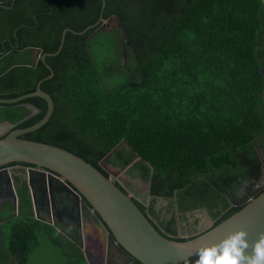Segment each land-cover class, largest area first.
I'll return each mask as SVG.
<instances>
[{"label": "trees", "instance_id": "obj_1", "mask_svg": "<svg viewBox=\"0 0 264 264\" xmlns=\"http://www.w3.org/2000/svg\"><path fill=\"white\" fill-rule=\"evenodd\" d=\"M108 19L125 35V66L124 59L120 65L93 61L90 40L104 33ZM66 28L60 50L33 65L30 47L56 52ZM23 48L27 62L15 51ZM123 71L121 82L104 85L105 77ZM38 83L54 109L46 123L20 137L65 148L106 176L99 161L107 155L109 164L149 181L152 201H172L177 214L135 203L165 237L195 236H181L177 227L199 208L216 225L242 207L235 204L241 182L262 177L263 0H18L0 10V97L31 92ZM26 102L40 112L23 119ZM46 109L40 96L0 103V121L26 127ZM25 191L20 199L28 202ZM10 225L14 264H25L39 231L61 250L83 251L103 264L94 238L87 236L82 248L79 235L58 221L18 214Z\"/></svg>", "mask_w": 264, "mask_h": 264}, {"label": "water", "instance_id": "obj_2", "mask_svg": "<svg viewBox=\"0 0 264 264\" xmlns=\"http://www.w3.org/2000/svg\"><path fill=\"white\" fill-rule=\"evenodd\" d=\"M66 30L62 32L61 45L51 54L60 50ZM122 35L125 37L123 33ZM126 43L127 41L123 43L124 50ZM44 56L45 54L42 56L43 60ZM126 62L124 57L123 66ZM52 74L51 72L48 77ZM39 83L31 92L11 98L0 97V103L10 104L28 97L40 96L47 104L44 116L32 125L15 127L16 123L0 121V178L3 179L1 184L10 189L12 196L24 186L32 216L38 220L52 223L57 214L75 217L80 227L82 248L87 236L94 238L102 250L103 264H132L134 259L142 264H195L198 258L195 255L197 249L217 244L229 233L245 230L250 244L264 233L262 187L243 202L236 212L195 236L185 240L165 237L156 230L135 203L138 201L143 205L148 204L147 199L151 196L149 181L144 202L128 193L117 178L110 174L106 176L81 156L53 144L20 137L46 123L53 112V99L40 88ZM24 105L29 113L23 119L40 112V108L32 103L26 102ZM10 163L30 165L25 168L26 174L15 189L9 175L11 166H7ZM107 163V155L99 161V165L106 171ZM85 212L91 221H83ZM248 251L251 252V249Z\"/></svg>", "mask_w": 264, "mask_h": 264}, {"label": "rangeland", "instance_id": "obj_3", "mask_svg": "<svg viewBox=\"0 0 264 264\" xmlns=\"http://www.w3.org/2000/svg\"><path fill=\"white\" fill-rule=\"evenodd\" d=\"M116 26L117 25L113 20H104L102 24L104 33L100 32L90 40L93 61L97 65H101L105 60L110 61L114 65H120L124 59L120 49L123 37L121 31L116 29ZM113 27L115 28L113 29ZM125 75L126 71H123L114 76L105 77L103 81L104 85L106 87L116 85L124 79ZM1 118L3 117L0 112V119ZM259 152L264 160V150L260 148ZM106 168L110 176L117 178V180L132 192L133 195L135 194L140 199L141 197H144L143 201H146L147 182L141 180L138 176L133 175L132 172H129L128 167L120 169L119 167L107 163ZM260 182H264V169L262 177L257 183ZM248 184L249 182H241L237 193L240 194L243 191L244 185ZM154 205L156 211L160 214L170 216L171 214L176 213L174 203L166 198H155ZM187 216L186 220L180 219L178 223V234L181 236L197 234L209 227L213 221L205 208H199L187 213ZM10 230V224H4L0 227V264L17 263L15 257H12L11 253L8 252ZM85 232L88 233V230ZM99 259L100 258L96 256V262H93L86 256V253H83V251L81 256L78 254V251L73 249L67 251H64L63 249L61 250L49 239L45 232L39 231L36 233L35 240L30 243L25 264H99Z\"/></svg>", "mask_w": 264, "mask_h": 264}, {"label": "clouds", "instance_id": "obj_4", "mask_svg": "<svg viewBox=\"0 0 264 264\" xmlns=\"http://www.w3.org/2000/svg\"><path fill=\"white\" fill-rule=\"evenodd\" d=\"M241 229L229 233L214 245L197 249L195 264H264V233L252 244ZM251 249V252L248 251Z\"/></svg>", "mask_w": 264, "mask_h": 264}, {"label": "flooded vegetation", "instance_id": "obj_5", "mask_svg": "<svg viewBox=\"0 0 264 264\" xmlns=\"http://www.w3.org/2000/svg\"><path fill=\"white\" fill-rule=\"evenodd\" d=\"M17 1L18 0H0V10L3 9V8L12 9L16 5ZM32 18L36 19L37 18L36 14H32L31 15V19ZM29 20H30V18H29ZM13 30H14V32H16V28H14ZM2 40H4V38ZM13 45H11V46H13ZM30 48H31V51H32L31 55H30V60L32 58L31 62H32L33 65L38 60L45 61V56L47 54H51V53H41V51L39 52V50H37V49H40V48H34V47H30ZM26 50H27L26 48H23V49H20V50H15V51H17V55L20 57L21 60L26 58V55H25ZM43 54H45L44 60L42 59ZM22 61H24V60H22ZM22 61H19V63H22ZM24 62H27V61H24ZM7 166H11V167L17 166V167H19V170L22 171V170H25V168H27L30 165L13 164V165H7ZM1 185L6 186L5 184H1ZM4 186L2 187L3 189L5 188ZM122 186L127 190L128 193L132 194V192H130L123 184H122ZM262 187H264V182L263 183L262 182H260V183L249 182L248 185H244L243 191L238 195V199L235 201L236 205H240L243 202L247 201L249 198H251L257 192V190L259 188H262ZM7 191H8V188H5L4 190H0V197H4V196L8 195ZM134 196H136V195L134 194ZM143 198L144 197H141L142 201L144 200ZM151 202H153L152 204H153V207H154V209L156 211V208H155V205H154V201H152L151 196H150V198H148V204L146 206L150 205ZM160 215H163V214H160ZM54 221H61L62 225L66 226L65 227L66 230H68L74 237H76L75 235L77 233V235H79L78 237L80 238V236H81L80 227L78 226V223H77V220L75 219V217H73V216L71 217V215H67V214H57V217L54 219ZM178 223H179V221H178ZM212 224H213V221L209 225V227ZM209 227H207V228H209ZM206 229H204V230H206ZM81 231H82V229H81ZM133 263H134V260L132 261V264Z\"/></svg>", "mask_w": 264, "mask_h": 264}, {"label": "crops", "instance_id": "obj_6", "mask_svg": "<svg viewBox=\"0 0 264 264\" xmlns=\"http://www.w3.org/2000/svg\"><path fill=\"white\" fill-rule=\"evenodd\" d=\"M260 148L264 150V139L262 141V145H260L259 147V150ZM9 170H10L9 175L11 177V182L13 183V188L15 189V187L18 185V182L21 180L22 176L26 174V171L24 172V170L22 171L19 170V167L17 166L10 167ZM2 181L3 179L0 178V190H4L5 188H8V187H5L4 189L2 188L3 187L1 185ZM7 192H8L7 193L8 195L4 197H0V227L4 224H11L13 218H15L18 214L29 215L33 213L32 208L30 206V202L21 201L19 191L14 192L13 194L14 196L11 195L12 193L9 188ZM25 200H27L26 197H25ZM83 221H87V222L91 221L89 215L86 212L84 214ZM55 222L57 221H53L50 224H54ZM58 222L60 223V225H62L61 221H58ZM63 227L65 228L66 226L64 225ZM89 258L91 261L96 262V257H94V255L89 256Z\"/></svg>", "mask_w": 264, "mask_h": 264}]
</instances>
